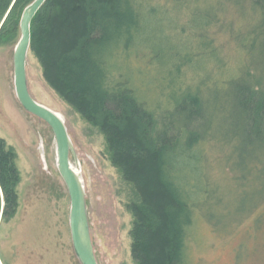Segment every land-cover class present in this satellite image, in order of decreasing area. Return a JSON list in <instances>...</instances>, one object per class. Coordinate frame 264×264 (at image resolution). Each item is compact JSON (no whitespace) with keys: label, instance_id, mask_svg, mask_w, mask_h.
I'll return each instance as SVG.
<instances>
[{"label":"rangeland","instance_id":"rangeland-1","mask_svg":"<svg viewBox=\"0 0 264 264\" xmlns=\"http://www.w3.org/2000/svg\"><path fill=\"white\" fill-rule=\"evenodd\" d=\"M142 3L158 9L142 15L143 29L128 51L113 58L119 67L111 78L116 81L123 74L139 98L159 113L184 96L204 101L198 120L208 139L201 148L215 183L210 188L215 222L224 229L197 219L186 238V257L190 264H264V206L249 210L246 203L255 198L256 184L248 183L244 192L235 180L243 174L257 180L262 175L264 111L254 112L241 93L250 83L264 97V36L255 30L264 19V5L241 0ZM19 37V24L13 38L0 37V137L13 150L19 172L16 210L10 218H0V264H80L72 247L70 201L56 166L53 132L26 112L15 95L12 56ZM26 77L32 97L65 121L75 153L70 163L84 182L97 263L135 264L130 208L141 202L140 193L114 165L97 122L46 81L30 49ZM241 201L249 212L235 223L243 215L235 213Z\"/></svg>","mask_w":264,"mask_h":264},{"label":"trees","instance_id":"trees-1","mask_svg":"<svg viewBox=\"0 0 264 264\" xmlns=\"http://www.w3.org/2000/svg\"><path fill=\"white\" fill-rule=\"evenodd\" d=\"M32 1L0 0V37H14ZM241 1L264 5V0ZM149 8L142 0H46L31 21L29 49L39 59L46 81L97 122L114 165L141 195V202L130 208L135 264H190L186 238L196 220L224 229L215 222L210 189L215 183L201 148L208 139L198 120L204 113L203 98L181 97L172 109L159 113L139 98L123 74L116 81L111 78L119 67L113 58L128 51L143 29L142 15L158 9ZM255 30L264 36V19ZM244 88L241 94L253 111H264V97L250 83ZM262 156L264 160V149ZM261 172L259 180L245 174L235 179L244 192L248 183L256 184L255 198L246 203L249 210L264 206V161ZM18 182L14 152L0 137V218L14 214ZM236 206L235 213L243 215L235 223L249 212L242 201Z\"/></svg>","mask_w":264,"mask_h":264},{"label":"water","instance_id":"water-1","mask_svg":"<svg viewBox=\"0 0 264 264\" xmlns=\"http://www.w3.org/2000/svg\"><path fill=\"white\" fill-rule=\"evenodd\" d=\"M45 1L33 0L21 14L20 37L12 56L15 95L26 112L44 121L53 132L56 166L70 201L69 229L73 251L80 264H98L90 235L84 182L80 173L75 171L70 163V154L74 157L75 153L65 121L59 113L37 102L28 89L26 56L30 45V25L34 15Z\"/></svg>","mask_w":264,"mask_h":264},{"label":"bare ground","instance_id":"bare-ground-1","mask_svg":"<svg viewBox=\"0 0 264 264\" xmlns=\"http://www.w3.org/2000/svg\"><path fill=\"white\" fill-rule=\"evenodd\" d=\"M75 169V168H74ZM75 171H77V170H75Z\"/></svg>","mask_w":264,"mask_h":264}]
</instances>
